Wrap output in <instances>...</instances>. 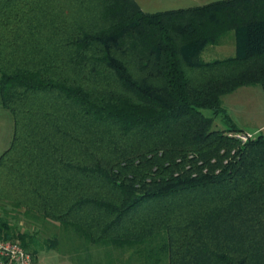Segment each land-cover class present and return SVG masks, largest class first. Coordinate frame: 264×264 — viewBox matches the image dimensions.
Returning a JSON list of instances; mask_svg holds the SVG:
<instances>
[{"label": "trees", "instance_id": "1", "mask_svg": "<svg viewBox=\"0 0 264 264\" xmlns=\"http://www.w3.org/2000/svg\"><path fill=\"white\" fill-rule=\"evenodd\" d=\"M232 30L235 53L205 59ZM251 84L264 0H0V235L35 261L58 241L19 228L9 201L141 264H264V130L241 138L223 103Z\"/></svg>", "mask_w": 264, "mask_h": 264}, {"label": "rangeland", "instance_id": "2", "mask_svg": "<svg viewBox=\"0 0 264 264\" xmlns=\"http://www.w3.org/2000/svg\"><path fill=\"white\" fill-rule=\"evenodd\" d=\"M141 7L147 11H157L176 8L192 4H203L206 0H137ZM234 31L222 36L221 41L209 44L202 55L205 59L225 57L235 53ZM223 103L230 110L233 118L246 132L255 134L264 130V89L260 84L243 85L223 96ZM210 113V109H206ZM218 121V120H217ZM220 122V121H218ZM218 124V123H217ZM221 125V122L219 123ZM14 129L12 112L0 106V154L10 145ZM6 208L4 213L9 215L22 230L39 231L40 238L47 236L58 237L56 246L44 248L43 256H39L40 264H141L134 256L129 257L130 251H121L105 243L87 242L71 229L58 221L42 223L41 219L30 218L20 214L9 201H3ZM3 211V210H2ZM42 223V224H41ZM88 257V260L86 258Z\"/></svg>", "mask_w": 264, "mask_h": 264}, {"label": "built area", "instance_id": "3", "mask_svg": "<svg viewBox=\"0 0 264 264\" xmlns=\"http://www.w3.org/2000/svg\"><path fill=\"white\" fill-rule=\"evenodd\" d=\"M243 139L252 136L251 132H238ZM40 264L31 251L26 249L19 239L4 238L0 235V264Z\"/></svg>", "mask_w": 264, "mask_h": 264}, {"label": "crops", "instance_id": "4", "mask_svg": "<svg viewBox=\"0 0 264 264\" xmlns=\"http://www.w3.org/2000/svg\"><path fill=\"white\" fill-rule=\"evenodd\" d=\"M206 1H213V0H206ZM140 5H141V4H140ZM194 5H198V4H192L191 6H194ZM188 6H190V5H187V6H181V7H188ZM44 248H45V247H42V248L40 247V248H39V251H38V254H37V255H38V260H39V256L41 257V254H42V256L44 255V254H43V251L45 250ZM46 248H47V247H46ZM7 264H10V263H7Z\"/></svg>", "mask_w": 264, "mask_h": 264}]
</instances>
